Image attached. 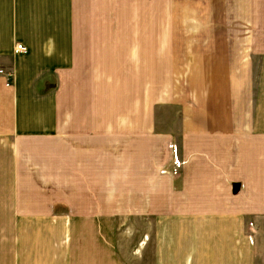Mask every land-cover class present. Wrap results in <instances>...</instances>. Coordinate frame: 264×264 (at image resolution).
I'll list each match as a JSON object with an SVG mask.
<instances>
[{
	"label": "crops",
	"instance_id": "obj_1",
	"mask_svg": "<svg viewBox=\"0 0 264 264\" xmlns=\"http://www.w3.org/2000/svg\"><path fill=\"white\" fill-rule=\"evenodd\" d=\"M0 67V264H257L264 0H0Z\"/></svg>",
	"mask_w": 264,
	"mask_h": 264
},
{
	"label": "rangeland",
	"instance_id": "obj_2",
	"mask_svg": "<svg viewBox=\"0 0 264 264\" xmlns=\"http://www.w3.org/2000/svg\"><path fill=\"white\" fill-rule=\"evenodd\" d=\"M177 147V146H176ZM175 148V147H174ZM126 223V224H124ZM115 225L118 229L122 227V230L127 232V246L129 250L135 248V246L141 241V238L145 234H151V221L148 219H132V220H116ZM148 234V235H149ZM114 239V235L112 236ZM257 244H258V259L257 264H264V231L257 230ZM150 254V251L145 252ZM120 254V252H118ZM134 251L129 252V261L133 259Z\"/></svg>",
	"mask_w": 264,
	"mask_h": 264
},
{
	"label": "built area",
	"instance_id": "obj_3",
	"mask_svg": "<svg viewBox=\"0 0 264 264\" xmlns=\"http://www.w3.org/2000/svg\"><path fill=\"white\" fill-rule=\"evenodd\" d=\"M27 52V47L26 45H24L23 43H17L16 47H15V53H26ZM0 75L5 76L8 79L7 84H10V79H12L14 77V72L10 69H7L5 67H0ZM174 151L177 152V148H174ZM174 163L177 167H180L181 165V161L178 158V155H175L174 158Z\"/></svg>",
	"mask_w": 264,
	"mask_h": 264
}]
</instances>
